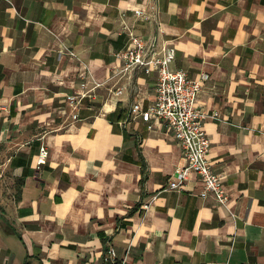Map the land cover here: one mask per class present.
I'll return each mask as SVG.
<instances>
[{"label": "crops", "instance_id": "obj_1", "mask_svg": "<svg viewBox=\"0 0 264 264\" xmlns=\"http://www.w3.org/2000/svg\"><path fill=\"white\" fill-rule=\"evenodd\" d=\"M126 26L174 46L172 69L209 75L196 102L215 117L227 204L196 173L160 190L184 159L171 127L133 109L154 102L156 74L117 73ZM94 80L73 118L66 95ZM115 260L264 264V0H0V264Z\"/></svg>", "mask_w": 264, "mask_h": 264}, {"label": "built area", "instance_id": "obj_2", "mask_svg": "<svg viewBox=\"0 0 264 264\" xmlns=\"http://www.w3.org/2000/svg\"><path fill=\"white\" fill-rule=\"evenodd\" d=\"M134 13L144 20L155 18L157 11L146 12L143 8H136ZM129 44L115 52V57L122 65L117 73H126L132 77L135 71L141 69L146 74L155 73V100L143 108L139 103L133 109L139 111L148 128L152 127L155 118L171 127L178 140L184 163L175 168L160 190H181L191 173H196L202 182L199 195L203 198L213 197L216 204L228 203V192L220 174L213 168L208 157L210 139L204 128V121L215 118L197 105V97L202 84L209 75L201 72L198 77H191L182 68L172 69L170 64L175 59V47L168 45L156 37H146L136 32L135 28L126 26ZM103 83L93 81L92 88L87 89L86 81L81 82V91L66 95L65 101L70 106L72 117L77 118V109L91 89ZM48 149L41 145L36 157L38 166L46 163ZM156 195H153V199ZM146 207L149 203L145 204ZM116 251L110 247L106 260L113 261Z\"/></svg>", "mask_w": 264, "mask_h": 264}, {"label": "trees", "instance_id": "obj_3", "mask_svg": "<svg viewBox=\"0 0 264 264\" xmlns=\"http://www.w3.org/2000/svg\"><path fill=\"white\" fill-rule=\"evenodd\" d=\"M118 262H119L118 260H115V264H118Z\"/></svg>", "mask_w": 264, "mask_h": 264}]
</instances>
